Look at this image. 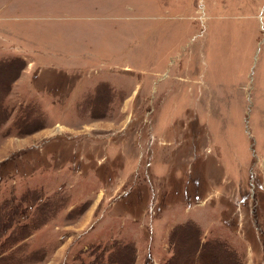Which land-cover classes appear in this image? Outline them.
Masks as SVG:
<instances>
[{"label":"rangeland","instance_id":"1","mask_svg":"<svg viewBox=\"0 0 264 264\" xmlns=\"http://www.w3.org/2000/svg\"><path fill=\"white\" fill-rule=\"evenodd\" d=\"M109 257L264 264V0H0V264Z\"/></svg>","mask_w":264,"mask_h":264},{"label":"trees","instance_id":"2","mask_svg":"<svg viewBox=\"0 0 264 264\" xmlns=\"http://www.w3.org/2000/svg\"><path fill=\"white\" fill-rule=\"evenodd\" d=\"M112 256H114V255H112ZM110 257H111V256H110ZM110 257H109L108 261H109L111 264L118 263V260H117V261H116L115 259L110 260ZM117 258H118V257H117Z\"/></svg>","mask_w":264,"mask_h":264}]
</instances>
